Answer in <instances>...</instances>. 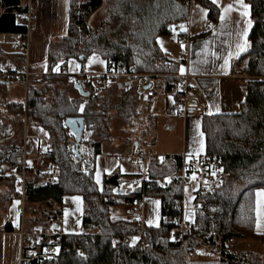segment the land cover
I'll return each instance as SVG.
<instances>
[{
  "label": "trees",
  "instance_id": "trees-1",
  "mask_svg": "<svg viewBox=\"0 0 264 264\" xmlns=\"http://www.w3.org/2000/svg\"><path fill=\"white\" fill-rule=\"evenodd\" d=\"M247 2L252 19L249 47L237 67L249 78L262 79L264 0ZM206 6L209 19L216 22L218 10L209 2ZM189 8L190 0H70L67 34L49 46L46 74L30 80L26 90L19 80H0V127L4 132L23 123L44 128L50 149L42 159L46 165L58 168L54 183L45 184V174H34L25 182L24 216L28 227L40 226L50 231L49 225L60 220L67 195L78 194L84 203L83 234L61 233L63 247L52 264H187L186 254L191 250L215 254L225 264H248L253 254L234 255L227 250V242L264 241L253 230L254 191L264 188V80L248 82L239 112L203 116L205 155L220 159L227 177L220 188L196 201L195 227L178 243H173L170 236L174 219L181 215L176 209L180 205L176 186L178 159L173 163L167 159L159 164L148 163L145 197L160 200L161 222L158 227H144L145 246L139 248L125 245L126 237L138 234L139 227L130 221L112 220L110 210L134 205L140 194L123 191L124 179L118 173L104 176L99 189L93 172L81 173L74 162L75 146L69 152L63 144L65 121L82 118L80 142L92 146L96 155L101 153L116 138L111 133L114 121L117 120L116 130H124L139 116L138 97L136 87L97 82L81 84L88 94L84 97L75 89L78 80L65 72L55 74V67L71 59L81 63L86 57L99 55L107 68H134L138 73L151 75V79L161 78L165 91L170 92L176 86L182 64L161 50L157 38L171 35L174 23H186ZM26 12L24 0H0V34L26 36L27 27L22 23ZM98 13L101 17L93 26L91 21ZM4 56L0 51V66ZM12 82L20 84L23 99H10L8 86ZM22 164V150L14 141L1 138L0 210L6 211L14 199L21 197ZM167 178L170 183L161 187L159 182ZM38 204L56 208L44 216L34 210ZM73 243L84 248V256L69 249Z\"/></svg>",
  "mask_w": 264,
  "mask_h": 264
},
{
  "label": "crops",
  "instance_id": "crops-1",
  "mask_svg": "<svg viewBox=\"0 0 264 264\" xmlns=\"http://www.w3.org/2000/svg\"><path fill=\"white\" fill-rule=\"evenodd\" d=\"M24 2L27 7V12L33 18L32 25L27 29L25 48H17V41L21 35H15L16 40L14 44L17 50L13 52L3 50L2 43H8L7 40H3L0 41V51L4 53V58L7 59L6 62L8 64L27 66L29 72L34 77H41L47 72V53L49 46L67 34L70 0H24ZM207 2L218 10L216 22H212L208 17ZM241 2L249 6L247 0H241ZM229 5H232V9L225 13V9ZM243 11L244 9L241 8V3L237 2V0H217L216 4H213L212 0H191L188 21L186 23H179L178 30H173V33L169 36L159 37V42L157 41L161 50L171 59L180 62L182 64L181 67L185 69L184 73L189 75L188 83L193 89L192 94L203 107L205 112L204 116L234 114L239 112L240 105L245 100L248 82L252 80H264V78H249L243 72L242 76H234L232 72L231 65L234 64L238 69L237 62L249 47L248 35L252 27L250 6L247 9L249 13L247 16L242 15ZM222 13L225 15L223 21L220 19ZM249 21L251 22V27H249ZM245 29H247L246 35ZM245 41L247 42L245 51L239 52L236 45L244 44ZM230 52L232 53L231 57H229ZM237 52H239V55L236 54ZM96 56L101 61H94L91 59V56L89 60L92 62L90 71L102 74L103 72H100V70L104 66L106 71L107 64L105 59L99 55ZM225 60L228 61L227 64H225ZM69 61H66L65 73L70 70L69 72L71 73L69 75H74L73 70L76 66L70 64ZM6 62H3V65ZM96 67L99 72L94 71ZM119 85L122 87L129 86L130 84L125 83ZM130 86L133 88L136 87L133 85ZM153 86L155 87L156 95L151 99L142 97L137 90L138 99H136V108L139 114L137 117V125L140 126V130L142 131L139 138L133 140L135 142L130 141V137L123 140L113 138L103 148L101 153L95 156L93 180L99 189H101L103 177L112 173H118L124 179L122 184L128 183L136 178L145 177L147 179L146 171L149 170L148 163L152 162V160H138L134 157L138 152H153L162 162L167 157L178 156L182 153L189 157H198L205 154L204 134L203 136L200 135V133H203V117L180 118L177 114L175 102L176 86L172 91L166 92L164 82L161 78L157 80L153 79ZM23 98L24 92L22 91L21 99ZM143 99L152 103L154 106L152 111L146 114L140 112L138 109V105ZM141 126H143L142 129ZM0 133H5L7 141H14V145L22 150V166L27 170L25 172L24 184L22 174L19 184L22 203H24L25 182L31 179L32 175H47L45 184H49L52 180L56 182L57 174L54 176L49 172L41 170H47L52 166L46 165L42 159L43 154L50 149L48 133L44 128L27 126L23 123L16 125L12 129L9 128L6 132L0 127ZM117 139L121 143L119 148H126L125 152H122L120 156L117 154L118 152L111 150L114 152L111 153L107 149ZM129 142L133 143L131 144ZM28 157L32 158L29 166L26 164ZM36 168L40 170L33 172L32 169ZM97 173H99V184L96 182ZM169 180L168 178L161 180L159 185L166 187L170 183ZM162 183L165 184L162 185ZM261 189L264 188H258L254 191L253 230L254 234L264 238V223L257 229L255 212L256 192ZM122 206L126 208V205ZM127 208V213L130 217L121 220L131 222L133 217L131 213L132 207L129 205ZM159 216L161 222L160 200ZM142 218L144 221V210ZM21 223L26 230L33 228L27 225L24 216V207L21 208L20 222L17 229L9 221L4 226L2 222L0 223V264H19L20 241L18 230ZM144 227H149L145 221ZM53 232L62 233L61 231ZM234 240L241 239H232L226 244L227 250L232 254L234 253L230 247L232 248L235 243L239 242ZM258 242L264 245V241H257L256 243ZM187 264L225 263L214 254L199 252L197 257H188Z\"/></svg>",
  "mask_w": 264,
  "mask_h": 264
},
{
  "label": "built area",
  "instance_id": "built-area-1",
  "mask_svg": "<svg viewBox=\"0 0 264 264\" xmlns=\"http://www.w3.org/2000/svg\"><path fill=\"white\" fill-rule=\"evenodd\" d=\"M191 3V0H190ZM22 23L26 25L27 29L32 25L33 18L26 12L25 19ZM179 23L173 24V30H178ZM26 36H20L17 41V48H25ZM91 57H86L85 61L80 63L81 72L75 75H71L78 80L80 84H87L89 82L107 83V84H130L136 86L142 97L153 98L156 95L155 87L153 86V79L151 75L138 73L134 68L129 70L114 69L113 67L107 68L103 74L87 73L84 70L85 63L90 60ZM234 76H242L241 70L237 69L234 64L231 65ZM66 69V62L58 64L54 73H64ZM6 77L7 80H19L24 85L26 90L30 80L38 79L40 77H34L28 70L27 66H13V65H1L0 66V80ZM189 75L187 73H181L177 75L176 82V96L175 102L177 106V114L182 119L191 117H203L205 115L204 109L192 94V87L188 83ZM6 138V134L0 133V139ZM63 144L67 147L68 151L72 150L75 146V154L72 158L75 163L78 164L79 170L85 175H89L93 172L95 167V156L96 153L94 148L85 143L76 144L75 136L66 129V138ZM138 160L145 161L151 159L155 164H159L160 158L153 152H138L135 156ZM177 158L169 157L166 158L171 163L175 159L179 160L180 170L177 175L178 181L176 183L177 188L180 191V205L176 208L180 213V218L174 219V227L171 231V241L178 243L183 241L185 233L194 225V213L196 209V201L202 196L210 194L220 188L227 177L225 166L223 162L215 157L208 155H201L198 157H189L182 153ZM164 159V160H166ZM23 184L26 168L23 166ZM39 168L32 169L33 172H37ZM44 172L56 176L58 174V168L50 166L49 169H41ZM149 170L146 171V175ZM215 173V175H213ZM193 175L195 179H193ZM54 181H50L53 183ZM145 177L136 178L128 183L121 185L123 191L135 192L140 194V198L136 200L133 206H131V213L133 215L131 222L139 227L140 232L135 235H130L125 239V245L143 248L145 246V233H144V221L143 215V199L145 197ZM49 183V184H50ZM190 198L193 202V208L186 210L183 206V200ZM192 211L191 219L185 220L184 212ZM165 222V220H164ZM61 233L58 232H45L39 227H33L28 230L21 226L18 230V237L20 241V258L19 264H52L56 261L60 254L62 243L60 240ZM138 238L135 241L133 238ZM174 237V238H173ZM96 240V237L93 238ZM69 249L78 256H84L85 250L80 244L73 243L69 246ZM198 251L191 250L187 252L186 258L197 257Z\"/></svg>",
  "mask_w": 264,
  "mask_h": 264
},
{
  "label": "rangeland",
  "instance_id": "rangeland-1",
  "mask_svg": "<svg viewBox=\"0 0 264 264\" xmlns=\"http://www.w3.org/2000/svg\"><path fill=\"white\" fill-rule=\"evenodd\" d=\"M100 17H101V13H98L97 15H95L93 17V20L91 21L92 22L91 24L92 25L94 24L93 26H95L96 20H99ZM94 20H95V22H94ZM3 40H7V42H8L6 44L2 43L3 50L8 51V52H13L14 50H17V49H15V44H14V42L16 40L15 35L0 34V41H3ZM157 41H159V38H157ZM91 59L94 61L95 60L101 61V59L96 55L92 56ZM6 61H7V59H5V58L1 59L2 63L6 62ZM69 63L74 64L76 66V68L73 70V73L78 74L81 72L80 63L78 61L70 60ZM91 63H92L91 61H87L85 63L84 70L87 73H89V72L93 73V71H90ZM10 64H8L7 62L5 63V65H10ZM97 69L98 68L96 67L94 71L99 72V70H97ZM101 70H100V72H103V73L106 72L104 66L102 67ZM69 71L66 73L67 74L71 73ZM8 87H9L8 89L10 91V96H9L10 99L21 100V95H22L23 89L21 88L20 84L17 82H12L11 84H9ZM138 107H139L138 109L140 110V112H143L144 114H146L149 111H152L154 106L152 103H149L147 100L143 99L140 101ZM116 121H114L112 126H111V133H112L113 137H116L120 140L125 139V138L128 139L130 137V141H133V140H137V138H139L140 134L142 133V131L140 130V126L137 125V121H138L137 119H135V121L132 123V125L129 129L125 128L124 130H123V128L120 130H116V127H117ZM137 127H138V129H136ZM142 128H143V126H141V129ZM129 130H130V133H128ZM119 131H121V132H119ZM118 139L116 141H114L112 143V145H110L109 148L107 147V149L110 151L113 150V151L118 152L117 154L120 156L122 154V152H125L126 148H123V149L119 148L121 143H120V141H118ZM133 142H135V141H133ZM133 142H129V143L132 144ZM131 144H129V145L131 146ZM125 146H128V145H125ZM130 149H131V147H130ZM111 153H114V152L111 151ZM26 161H27L26 164H28V166H29V164H31L30 162L32 161V158L28 157ZM164 184L165 183H162V185H164ZM19 189H20V186H19ZM74 197H79L80 199L74 200L73 199ZM155 201H159V199L155 198V197L154 198L153 197L152 198H145L144 203H143L144 221H145L146 225L149 227H157L160 224L159 205L154 203ZM183 206L186 210H189V209L193 208L194 205H193V202L190 198H185L183 200ZM22 207H24V210H25V204L22 203L21 198L20 199H14L8 205L6 211L0 210V223L2 222V224L4 226V224L9 221L17 229L19 227L18 225L20 222L21 208ZM55 208L56 207L54 205L45 206L43 204H41V205L38 204V205L34 206V210H36L38 213L42 212V215H44V216H46L47 213H50L51 211L55 210ZM127 209H128L127 206H126V208L124 206H118L116 208L111 209L110 210L111 219H128L130 216L127 213ZM83 210H84V203H83V200H82L80 195H78V194L67 195L64 198L63 204L61 206L62 214H61L60 220L55 225H53V224L49 225V227H50L49 230L52 232L53 231H61L62 233H66V234H70V235L71 234H73V235L82 234L84 232L83 227H82ZM191 215H192V211L184 212V217H186V216L188 217L187 219L185 218V220L191 219ZM25 218H27V217L25 216ZM149 220L152 221L151 225L148 223ZM234 241H239L238 243H235V245L232 246L233 249L230 247L231 251L234 254L240 255L242 252H249V253L253 254V256H251V260L249 261L248 264H264V245H261L259 242L256 243L257 241L253 242L255 240H250V239H247L245 241L244 240H234ZM199 252L203 253V251L198 250V255H199ZM204 253H206V252H204ZM185 260L187 262V258H185Z\"/></svg>",
  "mask_w": 264,
  "mask_h": 264
},
{
  "label": "snow or ice",
  "instance_id": "snow-or-ice-1",
  "mask_svg": "<svg viewBox=\"0 0 264 264\" xmlns=\"http://www.w3.org/2000/svg\"><path fill=\"white\" fill-rule=\"evenodd\" d=\"M237 2L241 3V8L244 9V11L242 12V15L247 16L249 13L247 11L248 9V5L243 4L241 2V0H237ZM213 4L217 3V0H212ZM232 9V5H229L226 9H225V13H227L228 11H230ZM221 21H223L225 19V15L222 13L220 16ZM249 27H251V22L249 21ZM247 34V29H245V35ZM159 42V41H158ZM246 41L244 44H237L236 47L239 50V52H243L246 49ZM183 47V46H182ZM239 52H237L236 54L239 55ZM232 53H229V57H231ZM228 61L225 60V64H227ZM179 71L181 73H184L185 69L183 67H180ZM83 110V108L81 107V111ZM72 123H74L75 121H71ZM201 136H203V133H200ZM191 155V154H189ZM107 171V169H105ZM213 175H215V173H213ZM193 179H195V176L193 175ZM98 184L100 183L99 180V173H97V181ZM74 200H79V197H74ZM154 203H156L157 205H159V201H155ZM255 212H256V227L257 229H259L261 227V224L264 223V189H261L259 191L256 192V201H255ZM67 215V214H66ZM186 219L188 218L187 216L185 217ZM148 223L151 225L152 221L149 220ZM174 238V237H173ZM138 238H133V240L135 241Z\"/></svg>",
  "mask_w": 264,
  "mask_h": 264
},
{
  "label": "water",
  "instance_id": "water-1",
  "mask_svg": "<svg viewBox=\"0 0 264 264\" xmlns=\"http://www.w3.org/2000/svg\"><path fill=\"white\" fill-rule=\"evenodd\" d=\"M121 87V85H119ZM75 89L79 92L80 95L86 97L88 94L84 92L83 86L80 83L75 84ZM71 121H75L72 123ZM65 127L69 130L76 139V144L80 143L83 131H84V124L82 118H69L65 121ZM123 191H121L122 193Z\"/></svg>",
  "mask_w": 264,
  "mask_h": 264
}]
</instances>
